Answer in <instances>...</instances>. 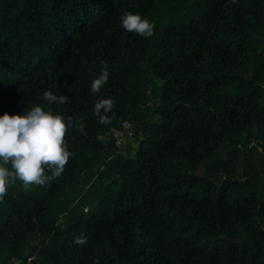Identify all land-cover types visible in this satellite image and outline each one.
I'll use <instances>...</instances> for the list:
<instances>
[{
  "label": "trees",
  "instance_id": "1",
  "mask_svg": "<svg viewBox=\"0 0 264 264\" xmlns=\"http://www.w3.org/2000/svg\"><path fill=\"white\" fill-rule=\"evenodd\" d=\"M36 103L72 156L0 199V264H264V0H0V114Z\"/></svg>",
  "mask_w": 264,
  "mask_h": 264
},
{
  "label": "clouds",
  "instance_id": "2",
  "mask_svg": "<svg viewBox=\"0 0 264 264\" xmlns=\"http://www.w3.org/2000/svg\"><path fill=\"white\" fill-rule=\"evenodd\" d=\"M120 22L127 32H135L145 38L153 35L155 21L139 12L126 11ZM109 72L104 70L91 82L90 91L94 95L108 81ZM42 99L50 103L64 104L66 93L56 94L45 90ZM114 108L111 97L99 98L93 111L101 124H108V113ZM73 126V118L52 108L36 103L23 114L5 111L0 114V199L18 179L25 187L31 184L44 185L58 177L69 162L72 152L65 138L68 128ZM10 165V167H9ZM46 169L51 175L46 174ZM76 243H84L81 237Z\"/></svg>",
  "mask_w": 264,
  "mask_h": 264
},
{
  "label": "built area",
  "instance_id": "3",
  "mask_svg": "<svg viewBox=\"0 0 264 264\" xmlns=\"http://www.w3.org/2000/svg\"><path fill=\"white\" fill-rule=\"evenodd\" d=\"M124 124H125L126 127L129 125L128 122H125ZM116 132H119V135H118L117 133H115V136L118 138V142H120V140H121V136H122V135H121L122 132H121V131H116Z\"/></svg>",
  "mask_w": 264,
  "mask_h": 264
},
{
  "label": "rangeland",
  "instance_id": "4",
  "mask_svg": "<svg viewBox=\"0 0 264 264\" xmlns=\"http://www.w3.org/2000/svg\"><path fill=\"white\" fill-rule=\"evenodd\" d=\"M115 133H117L118 135H119V132H115ZM123 139V142H122V144L121 145H124L125 144V141H127V140H129V138L126 140V138H122ZM120 143H121V140H120ZM137 143H135L134 145H136Z\"/></svg>",
  "mask_w": 264,
  "mask_h": 264
}]
</instances>
